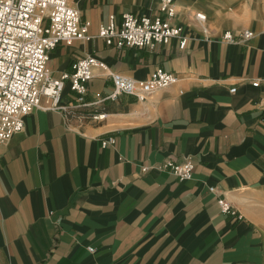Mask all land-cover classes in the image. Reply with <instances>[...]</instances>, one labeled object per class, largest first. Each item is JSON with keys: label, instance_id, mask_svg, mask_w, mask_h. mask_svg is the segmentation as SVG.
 I'll return each instance as SVG.
<instances>
[{"label": "crops", "instance_id": "0c3cea01", "mask_svg": "<svg viewBox=\"0 0 264 264\" xmlns=\"http://www.w3.org/2000/svg\"><path fill=\"white\" fill-rule=\"evenodd\" d=\"M69 1L90 39L50 52L54 78L90 55L130 78L160 68L178 81L145 102L120 95L74 116L35 110L24 118L0 147V264H264V227L246 208L264 201V109L255 105L264 96L263 6L173 0L186 47L173 39L148 51L107 46L98 28L111 15L117 24L123 13L160 15L158 0ZM195 12L206 15L209 40ZM244 30L253 37L221 39ZM111 91L94 69L84 102ZM75 100L66 84L61 104ZM92 113L106 118L80 117ZM109 138L115 144L103 148ZM185 157L194 164L187 180L141 171ZM220 198L234 215L221 213Z\"/></svg>", "mask_w": 264, "mask_h": 264}, {"label": "built area", "instance_id": "2783aa9c", "mask_svg": "<svg viewBox=\"0 0 264 264\" xmlns=\"http://www.w3.org/2000/svg\"><path fill=\"white\" fill-rule=\"evenodd\" d=\"M158 12L160 15L154 17L123 13L120 24L111 15L108 24L98 28L97 36L107 46L117 49L154 51L157 46L167 45L173 39L179 40V49H185L188 38L181 35V27L172 24L176 16L173 0H158ZM194 21L209 40L206 15L195 12ZM88 28L89 23L81 21L80 12L69 0H0V147L23 131L24 118L35 110L59 112L69 117L76 114L77 108L115 101L120 95L145 102L155 92L177 83L176 74L160 68L147 79L130 78L111 71L103 61L90 55L74 62L70 73L62 72L59 78H54L48 67L50 52L61 42L70 45L73 41H88ZM252 37L250 30L226 31L221 39L225 43H235ZM94 69H99L111 80L112 91L106 96L96 94L95 101L85 103L87 84ZM66 84L76 96L75 105L61 104ZM256 85L257 82L253 83ZM234 90L232 88L230 92ZM255 105L264 109V96ZM80 117L101 121L106 114L92 113ZM114 144L113 138L101 142L103 148ZM150 169L167 172L183 181L192 176L194 164L189 157L181 162L166 159L159 164L142 166L141 171ZM218 204L221 213L235 214L225 199L220 198ZM88 251L92 252L93 248Z\"/></svg>", "mask_w": 264, "mask_h": 264}, {"label": "rangeland", "instance_id": "374dc122", "mask_svg": "<svg viewBox=\"0 0 264 264\" xmlns=\"http://www.w3.org/2000/svg\"><path fill=\"white\" fill-rule=\"evenodd\" d=\"M255 1L257 2L258 5L263 6V10H264V0H255ZM246 208L247 209L249 208L248 212L251 219L254 222L261 225L262 227H264V201L259 203L247 202Z\"/></svg>", "mask_w": 264, "mask_h": 264}]
</instances>
